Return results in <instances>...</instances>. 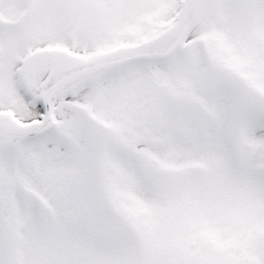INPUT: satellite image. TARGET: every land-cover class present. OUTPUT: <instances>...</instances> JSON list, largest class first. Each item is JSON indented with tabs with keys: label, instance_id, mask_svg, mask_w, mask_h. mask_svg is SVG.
Instances as JSON below:
<instances>
[{
	"label": "snow or ice",
	"instance_id": "obj_1",
	"mask_svg": "<svg viewBox=\"0 0 264 264\" xmlns=\"http://www.w3.org/2000/svg\"><path fill=\"white\" fill-rule=\"evenodd\" d=\"M0 264H264V0H0Z\"/></svg>",
	"mask_w": 264,
	"mask_h": 264
}]
</instances>
